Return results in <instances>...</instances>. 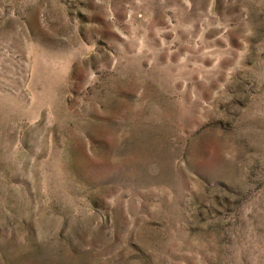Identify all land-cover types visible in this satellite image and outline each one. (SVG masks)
Masks as SVG:
<instances>
[{"label":"rangeland","instance_id":"rangeland-1","mask_svg":"<svg viewBox=\"0 0 264 264\" xmlns=\"http://www.w3.org/2000/svg\"><path fill=\"white\" fill-rule=\"evenodd\" d=\"M0 264H264V0H0Z\"/></svg>","mask_w":264,"mask_h":264}]
</instances>
